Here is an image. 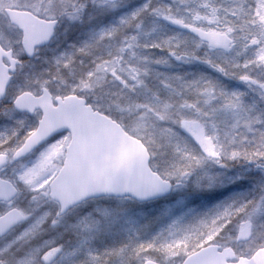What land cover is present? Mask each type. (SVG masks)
Returning <instances> with one entry per match:
<instances>
[{
    "label": "snow or ice",
    "instance_id": "obj_1",
    "mask_svg": "<svg viewBox=\"0 0 264 264\" xmlns=\"http://www.w3.org/2000/svg\"><path fill=\"white\" fill-rule=\"evenodd\" d=\"M0 264H264V0H0Z\"/></svg>",
    "mask_w": 264,
    "mask_h": 264
}]
</instances>
